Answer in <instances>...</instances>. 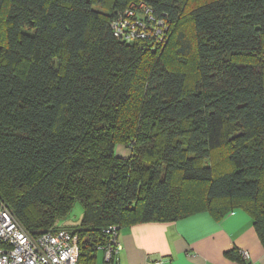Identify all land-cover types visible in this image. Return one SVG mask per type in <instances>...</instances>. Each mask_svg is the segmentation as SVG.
I'll list each match as a JSON object with an SVG mask.
<instances>
[{"label": "trees", "instance_id": "16d2710c", "mask_svg": "<svg viewBox=\"0 0 264 264\" xmlns=\"http://www.w3.org/2000/svg\"><path fill=\"white\" fill-rule=\"evenodd\" d=\"M112 1L0 0V199L32 237L76 234L78 264L110 225L202 211L242 208L264 245V0ZM138 2L158 45L114 36Z\"/></svg>", "mask_w": 264, "mask_h": 264}, {"label": "crops", "instance_id": "0c3cea01", "mask_svg": "<svg viewBox=\"0 0 264 264\" xmlns=\"http://www.w3.org/2000/svg\"><path fill=\"white\" fill-rule=\"evenodd\" d=\"M117 149L118 156L129 155L124 145ZM118 239L120 264H264V245L242 208L221 217L202 211L172 222L124 226Z\"/></svg>", "mask_w": 264, "mask_h": 264}, {"label": "built area", "instance_id": "2783aa9c", "mask_svg": "<svg viewBox=\"0 0 264 264\" xmlns=\"http://www.w3.org/2000/svg\"><path fill=\"white\" fill-rule=\"evenodd\" d=\"M111 28L118 39L133 42L139 38H154V46L164 41L167 30L165 22L156 18L144 2L129 4L111 21ZM119 229V225L105 229L109 235L108 242L98 246V250L103 252L102 264H120ZM241 254L247 259L245 252ZM78 258L76 234L56 229L32 237L0 199V264H78Z\"/></svg>", "mask_w": 264, "mask_h": 264}, {"label": "rangeland", "instance_id": "374dc122", "mask_svg": "<svg viewBox=\"0 0 264 264\" xmlns=\"http://www.w3.org/2000/svg\"><path fill=\"white\" fill-rule=\"evenodd\" d=\"M100 8H101V10L104 13H115V12H117V11L120 10V8H115L113 6V1L112 0H105L104 4ZM136 95L137 94H135L134 97L131 100V105L132 106H136V104L139 101V100H137L135 98ZM115 152L117 153L118 152V149L117 150L115 149ZM82 214H83L82 206H81V204L79 202H76L74 204L71 212L69 213V215L66 217V219H64L62 221L63 222V226H65V227H70V226L71 227H75V226L79 225V223L81 221V218H82ZM63 228L64 227H61V226L59 227V229H63ZM102 263H103V252L98 250L96 264H102Z\"/></svg>", "mask_w": 264, "mask_h": 264}]
</instances>
